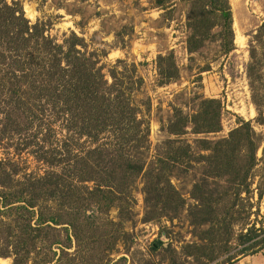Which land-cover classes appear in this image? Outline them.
I'll use <instances>...</instances> for the list:
<instances>
[{
	"label": "trees",
	"instance_id": "1",
	"mask_svg": "<svg viewBox=\"0 0 264 264\" xmlns=\"http://www.w3.org/2000/svg\"><path fill=\"white\" fill-rule=\"evenodd\" d=\"M170 1L156 4L169 10ZM186 1L187 50H196L215 35L221 50L230 51L229 0ZM47 30L43 21L32 22L25 15L20 0H0V259L9 258L11 264H29L32 259L90 264V256L97 255L99 263L106 264V252L99 247L96 251L90 240H106L112 249L126 235L123 224L133 202L129 190L138 176L144 179L146 220L184 203L168 171L174 164L190 163L189 145L168 137L167 148L159 147L148 164L128 155L129 147L147 146L149 133L148 106L144 111L133 101V92L143 83L136 65L122 59L108 64L102 61L104 50L88 48L75 32L57 41ZM156 66L160 84L178 76L173 53L158 54ZM188 123L195 133L219 131L220 101L202 99L190 116L174 108L164 129L179 137ZM238 124L224 138L198 140L208 151L200 154L208 173L234 172L232 162L244 149L249 167L254 164L256 144L248 123ZM8 147L15 155L31 153L43 171H28L26 161L4 156ZM202 206L198 202L190 212L200 208L196 221H212ZM112 207L118 209V220L107 215ZM167 236V228H160L151 249L163 245ZM228 259L227 264L232 257Z\"/></svg>",
	"mask_w": 264,
	"mask_h": 264
},
{
	"label": "rangeland",
	"instance_id": "2",
	"mask_svg": "<svg viewBox=\"0 0 264 264\" xmlns=\"http://www.w3.org/2000/svg\"><path fill=\"white\" fill-rule=\"evenodd\" d=\"M20 1L25 15L32 22L43 21L57 41L75 32L88 48L105 51L103 62L112 64L122 59L136 65L143 83L133 92V101L144 111L148 106L149 133L147 146L129 147L128 155L148 164L158 149L167 148L168 137L175 138V144L189 145L190 163L174 164L168 171L170 183L184 203L146 220L149 207L144 179L138 176L129 190L133 202L129 219L123 224L126 235L112 249L106 240H90L96 251L106 252V264H227L228 256L232 257L229 264H264V28L260 29L264 0H229L233 47L227 52L221 50L215 35L196 50H187L190 29L186 0H171L169 10L157 6L156 0ZM218 30L216 27L212 32ZM169 53L174 55L178 76L160 84L156 57ZM205 98L220 101L221 129L195 133L188 123L184 134L169 136L164 126L172 119L174 108L190 116ZM240 120L248 123L256 144L254 164L249 167L244 149L232 162L234 172L208 173V163L200 157L208 151L199 147L198 140L224 138ZM8 148L9 154L4 156L19 159L21 164L26 161L28 171H43L28 151L15 155L14 148ZM198 202L210 212L212 221H196L200 208L195 214L190 210ZM107 215L118 220V209L110 208ZM162 227L167 228V239L153 250L152 243ZM90 259V264H100L97 255ZM7 260L11 264V259ZM29 262L46 264L38 259Z\"/></svg>",
	"mask_w": 264,
	"mask_h": 264
},
{
	"label": "bare ground",
	"instance_id": "3",
	"mask_svg": "<svg viewBox=\"0 0 264 264\" xmlns=\"http://www.w3.org/2000/svg\"><path fill=\"white\" fill-rule=\"evenodd\" d=\"M1 264H9L8 260L0 259Z\"/></svg>",
	"mask_w": 264,
	"mask_h": 264
}]
</instances>
